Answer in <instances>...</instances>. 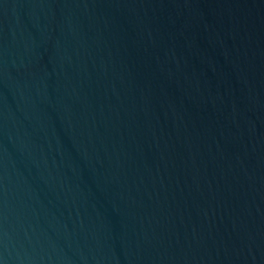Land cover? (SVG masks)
<instances>
[{
    "label": "water",
    "instance_id": "95a60500",
    "mask_svg": "<svg viewBox=\"0 0 264 264\" xmlns=\"http://www.w3.org/2000/svg\"><path fill=\"white\" fill-rule=\"evenodd\" d=\"M0 264H264V0H0Z\"/></svg>",
    "mask_w": 264,
    "mask_h": 264
}]
</instances>
